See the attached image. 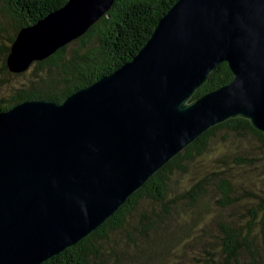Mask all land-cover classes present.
I'll return each mask as SVG.
<instances>
[{
    "label": "water",
    "instance_id": "water-1",
    "mask_svg": "<svg viewBox=\"0 0 264 264\" xmlns=\"http://www.w3.org/2000/svg\"><path fill=\"white\" fill-rule=\"evenodd\" d=\"M115 0H68L21 29V74L80 38ZM231 81L197 97L215 68ZM264 137V0H176L131 61L65 97L0 112V264H43L101 227L211 128Z\"/></svg>",
    "mask_w": 264,
    "mask_h": 264
},
{
    "label": "trees",
    "instance_id": "trees-1",
    "mask_svg": "<svg viewBox=\"0 0 264 264\" xmlns=\"http://www.w3.org/2000/svg\"><path fill=\"white\" fill-rule=\"evenodd\" d=\"M67 1L0 0V112L25 100L62 101L110 75L176 0H115L80 38L24 73L9 72L18 32ZM231 79L221 63L193 97ZM43 264H264L263 135L240 118L211 128L95 232Z\"/></svg>",
    "mask_w": 264,
    "mask_h": 264
},
{
    "label": "rangeland",
    "instance_id": "rangeland-1",
    "mask_svg": "<svg viewBox=\"0 0 264 264\" xmlns=\"http://www.w3.org/2000/svg\"><path fill=\"white\" fill-rule=\"evenodd\" d=\"M227 141H229V139H228ZM214 144H215V142H214ZM215 145H216V144H215ZM212 147H213V145H212Z\"/></svg>",
    "mask_w": 264,
    "mask_h": 264
}]
</instances>
